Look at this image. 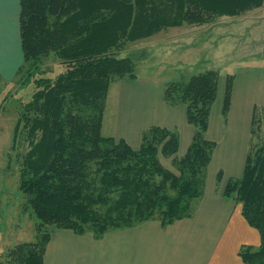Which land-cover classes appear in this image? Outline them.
I'll use <instances>...</instances> for the list:
<instances>
[{
  "label": "trees",
  "instance_id": "16d2710c",
  "mask_svg": "<svg viewBox=\"0 0 264 264\" xmlns=\"http://www.w3.org/2000/svg\"><path fill=\"white\" fill-rule=\"evenodd\" d=\"M263 1L20 0L23 61L14 82L34 87V93L16 121L12 142L22 125L29 150L18 191L37 220L36 237L34 243L9 250L0 264H43L50 228L100 240L144 223L165 228L191 219L215 149L205 134L219 74L198 73L164 87L165 105H183L193 129L185 156L172 162L176 176L158 159L177 153L175 131L147 129L138 150L101 135L110 85L136 79L132 60L117 54L163 30L238 17L262 7ZM50 56L61 68L52 79L40 76L42 61ZM233 81V75L226 76L224 118ZM220 181L218 174L216 184ZM223 198L240 206L247 225L259 234L260 245L241 247L239 258L244 264H264V147L251 148L242 178L227 182Z\"/></svg>",
  "mask_w": 264,
  "mask_h": 264
},
{
  "label": "crops",
  "instance_id": "0c3cea01",
  "mask_svg": "<svg viewBox=\"0 0 264 264\" xmlns=\"http://www.w3.org/2000/svg\"><path fill=\"white\" fill-rule=\"evenodd\" d=\"M19 3L20 0H0V79L6 85L14 82L23 61ZM240 70L233 75L226 118L222 116L226 79H218L205 134L215 149L207 168L203 196L191 219L165 228L157 222L144 223L107 233L100 240L89 233L76 236L70 231L50 228L43 264H244L238 256L239 250L243 246L257 248L259 234L247 225L240 206L223 198V191L229 180L242 178L246 158L258 139L256 136L264 134V64ZM194 71L188 78L205 72L204 69ZM175 73L170 79L140 75L135 80L113 82L115 110L109 137L138 150L141 135L147 129L159 127L175 131L179 146L173 159L183 158L193 136V129L186 122V108L169 107L163 101L165 85L184 79L185 75ZM111 85L106 108L110 105ZM105 118L104 113L101 132ZM218 174L221 181L217 185Z\"/></svg>",
  "mask_w": 264,
  "mask_h": 264
},
{
  "label": "rangeland",
  "instance_id": "374dc122",
  "mask_svg": "<svg viewBox=\"0 0 264 264\" xmlns=\"http://www.w3.org/2000/svg\"><path fill=\"white\" fill-rule=\"evenodd\" d=\"M117 58H130L135 66L136 76L154 75L170 79L172 73L177 75L175 72H179L181 76L185 75L183 80H187L195 69H204L205 72H217L219 77L225 80L227 75H234L244 67L264 64V1L262 7L238 17H222L203 25H183L163 30L149 39L127 45L117 54ZM60 69L55 58L50 56L42 61L40 76L52 79L61 73ZM0 86V261H2L4 254L13 247L35 242L37 220L29 209H25V198L18 191L21 164L29 150L22 125L15 142H12L16 121L24 105L33 95L34 87L20 85L19 82L10 85L0 83ZM111 88L110 105H107L106 112L104 111L106 118L104 130L101 132L104 138L111 134L112 115L115 110L112 101L115 96V85L112 84ZM256 138L258 139L253 148L255 150L263 148L264 134ZM173 157L165 159L159 155L158 159L160 162L161 158L160 164L163 168L177 176L172 162L179 159Z\"/></svg>",
  "mask_w": 264,
  "mask_h": 264
}]
</instances>
